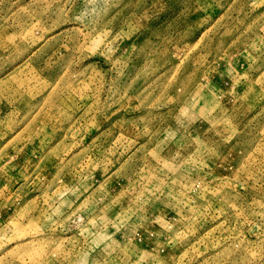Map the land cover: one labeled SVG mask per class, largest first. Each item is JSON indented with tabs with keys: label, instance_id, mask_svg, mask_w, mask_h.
<instances>
[{
	"label": "rangeland",
	"instance_id": "obj_1",
	"mask_svg": "<svg viewBox=\"0 0 264 264\" xmlns=\"http://www.w3.org/2000/svg\"><path fill=\"white\" fill-rule=\"evenodd\" d=\"M0 264H264V0H0Z\"/></svg>",
	"mask_w": 264,
	"mask_h": 264
}]
</instances>
